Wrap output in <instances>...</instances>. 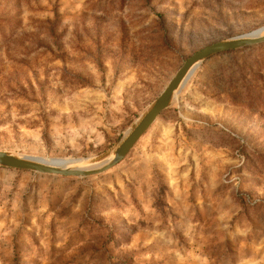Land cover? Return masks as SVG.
<instances>
[{"label": "rangeland", "instance_id": "1", "mask_svg": "<svg viewBox=\"0 0 264 264\" xmlns=\"http://www.w3.org/2000/svg\"><path fill=\"white\" fill-rule=\"evenodd\" d=\"M3 17L0 149L72 161L119 140L193 52L264 26V0H0ZM200 66L106 171L0 167V264H264V169L241 151L264 155V112Z\"/></svg>", "mask_w": 264, "mask_h": 264}, {"label": "water", "instance_id": "2", "mask_svg": "<svg viewBox=\"0 0 264 264\" xmlns=\"http://www.w3.org/2000/svg\"><path fill=\"white\" fill-rule=\"evenodd\" d=\"M263 30L264 26L248 33L213 42L193 52L182 62L181 66L169 79L160 94L138 116L134 123L124 132L122 137L103 152L84 158H72L74 162H70L67 166H61L45 162L42 156L0 149V167L31 170L65 177L91 176L106 171L127 155L139 138L155 121L157 116L170 105L176 93L183 88L195 70L205 60L221 51L264 42V34H261ZM186 79L187 81L185 82Z\"/></svg>", "mask_w": 264, "mask_h": 264}, {"label": "trees", "instance_id": "3", "mask_svg": "<svg viewBox=\"0 0 264 264\" xmlns=\"http://www.w3.org/2000/svg\"><path fill=\"white\" fill-rule=\"evenodd\" d=\"M53 15L52 19L39 22L43 33L53 40L56 47H59L57 43L62 36V30H59L60 17L57 11H54ZM17 26L18 21L16 18L15 20L8 17L0 18V35L5 36L4 27L14 30ZM38 46L50 49V47L41 43H38ZM240 51L247 52L239 57L237 53ZM222 56H225L227 60L217 62ZM213 63L220 70L218 73L220 76L216 77L221 80H224V77L232 88L229 100L231 104L251 111L261 110L264 112V42L221 51L205 60L200 67H210ZM241 151L246 153L244 167H255L256 165V167L264 169V155L247 150L246 145L241 147Z\"/></svg>", "mask_w": 264, "mask_h": 264}, {"label": "bare ground", "instance_id": "4", "mask_svg": "<svg viewBox=\"0 0 264 264\" xmlns=\"http://www.w3.org/2000/svg\"><path fill=\"white\" fill-rule=\"evenodd\" d=\"M261 34H264V30L261 32ZM186 81H187V79L185 80V82ZM42 159L47 163L50 162V163L58 164L61 166H67L70 162H74V160L68 161V160H59V159H46V158H42Z\"/></svg>", "mask_w": 264, "mask_h": 264}]
</instances>
